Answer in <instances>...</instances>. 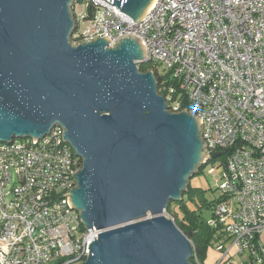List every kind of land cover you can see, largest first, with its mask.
Returning <instances> with one entry per match:
<instances>
[{
  "label": "water",
  "instance_id": "1",
  "mask_svg": "<svg viewBox=\"0 0 264 264\" xmlns=\"http://www.w3.org/2000/svg\"><path fill=\"white\" fill-rule=\"evenodd\" d=\"M83 1L0 0V143L64 130L82 168L63 196L97 231L81 264H190V241L164 213L202 164L200 124L170 113L154 74L139 72L138 38L70 43ZM105 1L137 21L152 0Z\"/></svg>",
  "mask_w": 264,
  "mask_h": 264
},
{
  "label": "built area",
  "instance_id": "2",
  "mask_svg": "<svg viewBox=\"0 0 264 264\" xmlns=\"http://www.w3.org/2000/svg\"><path fill=\"white\" fill-rule=\"evenodd\" d=\"M77 4L70 43L107 37L113 48L122 36L138 38L146 57L137 68L149 65L170 113L185 109L200 124L201 166L223 157L208 222L228 238L216 244L224 254L217 264H234L225 260L233 246L246 255L240 264H264V0H156L137 21L105 0ZM63 133L55 125L38 140L0 143V264H81L89 256L97 231L84 228L63 196L82 168ZM191 258L199 264L194 251Z\"/></svg>",
  "mask_w": 264,
  "mask_h": 264
},
{
  "label": "trees",
  "instance_id": "3",
  "mask_svg": "<svg viewBox=\"0 0 264 264\" xmlns=\"http://www.w3.org/2000/svg\"><path fill=\"white\" fill-rule=\"evenodd\" d=\"M73 18V17H72ZM76 23V27H77ZM76 34H78V29L73 32L70 41H76ZM139 72L146 73L149 70V65L140 66L138 68ZM157 82V87H159L158 78L155 77ZM199 173V171L197 172ZM191 189L188 187L187 191L182 195V199L178 202H170L166 213L172 217V221L175 223L177 228L184 234V236L190 241L193 251L196 255V260L199 264H203V258L206 249L210 246L216 249V244L219 242H225L228 238L224 237L221 227H212L208 225L207 220L200 216L199 211L196 209L191 210L187 202L185 201L186 193H190ZM220 197V196H219ZM219 197L211 202L204 201L202 206L207 209L212 210L213 205L218 201ZM189 201V200H188ZM212 216V214H211ZM215 243V245H214ZM190 264H197L193 258L190 259Z\"/></svg>",
  "mask_w": 264,
  "mask_h": 264
},
{
  "label": "rangeland",
  "instance_id": "4",
  "mask_svg": "<svg viewBox=\"0 0 264 264\" xmlns=\"http://www.w3.org/2000/svg\"><path fill=\"white\" fill-rule=\"evenodd\" d=\"M76 12H79L81 9L80 4H76ZM81 30H84L85 23H81ZM160 72H162L160 70ZM165 74V72H164ZM223 162V157H219L216 160L209 161L206 165L200 166L198 169L199 173L193 175V177L189 180V188L191 189L190 193H186L185 201L187 202L188 207L193 210H198L201 217L205 220L209 221L211 219L212 211L202 206L204 201L211 202L216 200L220 195V191L216 189V185L220 182L221 172L223 170V166L221 165ZM189 200V201H188ZM164 216L168 219L172 220V217L169 216L166 212ZM215 245V243H214ZM228 244H225V247L228 248ZM224 254L210 246L205 251V255L203 258V264H217ZM246 259V255L239 256L237 254V249L233 246L230 249L229 253L225 256V260H232L234 264H240L242 261Z\"/></svg>",
  "mask_w": 264,
  "mask_h": 264
},
{
  "label": "bare ground",
  "instance_id": "5",
  "mask_svg": "<svg viewBox=\"0 0 264 264\" xmlns=\"http://www.w3.org/2000/svg\"><path fill=\"white\" fill-rule=\"evenodd\" d=\"M155 2L156 0H152L150 4L148 5V7L146 8L145 12L149 11L154 6Z\"/></svg>",
  "mask_w": 264,
  "mask_h": 264
}]
</instances>
